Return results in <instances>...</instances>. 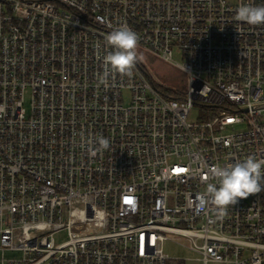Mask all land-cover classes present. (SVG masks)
<instances>
[{
  "label": "built area",
  "instance_id": "2783aa9c",
  "mask_svg": "<svg viewBox=\"0 0 264 264\" xmlns=\"http://www.w3.org/2000/svg\"><path fill=\"white\" fill-rule=\"evenodd\" d=\"M243 4L264 0H0V264H185L165 242L264 264V190L204 203L211 167L264 157V25ZM121 24L188 86L139 62L102 82Z\"/></svg>",
  "mask_w": 264,
  "mask_h": 264
},
{
  "label": "clouds",
  "instance_id": "9594fccd",
  "mask_svg": "<svg viewBox=\"0 0 264 264\" xmlns=\"http://www.w3.org/2000/svg\"><path fill=\"white\" fill-rule=\"evenodd\" d=\"M236 19L248 25H264V5L243 4L236 10ZM106 39L112 50L103 58L104 72L100 77L101 81H107L110 71L130 76L140 59L137 52V33L127 24H121L114 28ZM109 146V140L100 136L94 142V147L89 148V153L95 155ZM209 172L216 183L207 184L205 204L211 203L226 209L237 204L239 199H246L264 190V157L249 155L244 160L211 167Z\"/></svg>",
  "mask_w": 264,
  "mask_h": 264
},
{
  "label": "rangeland",
  "instance_id": "374dc122",
  "mask_svg": "<svg viewBox=\"0 0 264 264\" xmlns=\"http://www.w3.org/2000/svg\"><path fill=\"white\" fill-rule=\"evenodd\" d=\"M137 52L140 56L138 62L147 72L150 80L160 89L169 94L171 91H183L188 86L187 77L183 72L149 52H145L141 49H137ZM175 60L177 59L175 58ZM191 113L189 119L192 121L206 118L197 107L194 108ZM66 239L67 235L65 232L58 233V235L55 236V241L57 243H62ZM163 251L164 254L171 259L185 260V264H201L195 261L197 256L194 253L183 248L177 242H165L163 245ZM4 257L6 259H17L20 255L17 253H5Z\"/></svg>",
  "mask_w": 264,
  "mask_h": 264
}]
</instances>
